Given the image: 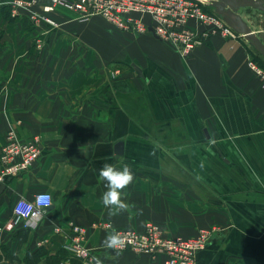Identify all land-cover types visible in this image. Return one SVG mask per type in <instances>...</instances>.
<instances>
[{
	"label": "crops",
	"instance_id": "obj_1",
	"mask_svg": "<svg viewBox=\"0 0 264 264\" xmlns=\"http://www.w3.org/2000/svg\"><path fill=\"white\" fill-rule=\"evenodd\" d=\"M49 2L37 0L33 12L45 14ZM240 13L264 42V12ZM48 15L57 26L0 8V153L11 128L41 147L0 192V254L15 258L2 261L159 264L102 245L110 233L154 222L187 237L216 226L199 264H264V77L250 62L264 65L245 36L193 21L203 44L182 55L94 15ZM104 163L131 166L126 212L111 215L101 201ZM41 191L52 194V208L38 227L24 228L13 206ZM75 225L89 260L65 247Z\"/></svg>",
	"mask_w": 264,
	"mask_h": 264
},
{
	"label": "built area",
	"instance_id": "obj_2",
	"mask_svg": "<svg viewBox=\"0 0 264 264\" xmlns=\"http://www.w3.org/2000/svg\"><path fill=\"white\" fill-rule=\"evenodd\" d=\"M37 0H13V14L32 12V17L43 23L57 26L48 14L56 8L83 12L86 15L99 14L121 30L158 36L187 55L203 44L200 34L191 27L193 21L213 27V31L226 36L237 34L226 21L210 6V0H50L43 8L45 14L33 12ZM251 66L264 77V69L254 62ZM38 138L23 140L11 128L5 137L0 153V182L25 173L40 156ZM53 205V196L41 191L32 199L19 198L13 212L16 222L24 228H36L47 209ZM219 229L216 226L202 228L194 236L168 235L154 223L147 222L143 230L126 229L119 233L125 240L122 250L132 251L159 264H199L198 254L204 250ZM84 228L75 225L67 237L65 247L79 257L89 260L91 251L83 244Z\"/></svg>",
	"mask_w": 264,
	"mask_h": 264
},
{
	"label": "clouds",
	"instance_id": "obj_3",
	"mask_svg": "<svg viewBox=\"0 0 264 264\" xmlns=\"http://www.w3.org/2000/svg\"><path fill=\"white\" fill-rule=\"evenodd\" d=\"M99 178L105 182L106 188V191L101 196V201L105 208L110 209V214L117 215L128 211L129 205L122 198V192L135 179L131 166L123 163L118 168L111 163H104L99 170ZM102 245L107 249H113L118 252L125 246V240L119 232H113L105 236ZM93 260L95 264H102L98 258L93 257Z\"/></svg>",
	"mask_w": 264,
	"mask_h": 264
},
{
	"label": "water",
	"instance_id": "obj_4",
	"mask_svg": "<svg viewBox=\"0 0 264 264\" xmlns=\"http://www.w3.org/2000/svg\"><path fill=\"white\" fill-rule=\"evenodd\" d=\"M209 6L221 16L226 23L239 34L245 36L251 45L264 56V42L253 30L248 21L240 13L241 9L254 8L264 12V0H210ZM158 37V36H157ZM137 73L141 76L142 71L136 64H133ZM116 153L123 154V142L116 145ZM5 183L0 184V192L5 189ZM50 206L48 209H51Z\"/></svg>",
	"mask_w": 264,
	"mask_h": 264
},
{
	"label": "rangeland",
	"instance_id": "obj_5",
	"mask_svg": "<svg viewBox=\"0 0 264 264\" xmlns=\"http://www.w3.org/2000/svg\"><path fill=\"white\" fill-rule=\"evenodd\" d=\"M12 1L13 0H0V8H3L4 12H5V15L6 13L8 14L9 12L13 13V5H12ZM65 9V8H64ZM65 10H68V11H75V10H70V9H65ZM95 17V18H101V19H104L106 22H109L104 16L102 15H99V14H95L94 16H92V18ZM110 26H112L113 28H115L116 30H119V31H126V30H121L119 29L118 27H116L114 24L110 23ZM138 34V33H137ZM144 34H148V33H144ZM249 44L251 45L250 41L248 40ZM254 51L253 52V56L256 58L257 57V54H258V62L261 64V65H264V56L262 54H260L254 47H253ZM257 59V58H256ZM113 74V73H112ZM15 261V260H14ZM20 263V261L18 262V264ZM0 264H11L9 262H6V261H2L0 260Z\"/></svg>",
	"mask_w": 264,
	"mask_h": 264
},
{
	"label": "trees",
	"instance_id": "obj_6",
	"mask_svg": "<svg viewBox=\"0 0 264 264\" xmlns=\"http://www.w3.org/2000/svg\"><path fill=\"white\" fill-rule=\"evenodd\" d=\"M258 55V54H257ZM5 256L7 259L12 260L15 259L7 250H3V252H1L0 254V260H2L1 258ZM19 262V261H18ZM48 263V261L46 262ZM28 264V263H27Z\"/></svg>",
	"mask_w": 264,
	"mask_h": 264
}]
</instances>
